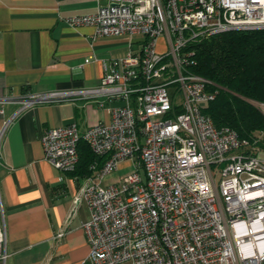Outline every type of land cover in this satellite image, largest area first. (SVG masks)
Returning <instances> with one entry per match:
<instances>
[{"label": "built area", "instance_id": "1", "mask_svg": "<svg viewBox=\"0 0 264 264\" xmlns=\"http://www.w3.org/2000/svg\"><path fill=\"white\" fill-rule=\"evenodd\" d=\"M98 1L94 14L69 24L92 26L97 37L138 38L141 51L104 64L96 87L17 99L16 114L41 103L107 100L99 106L108 124L81 132L71 123L41 137L46 161L61 172L77 169L81 141L104 161L91 165L80 189L90 212L82 264H264V160L235 130L204 114L217 92L191 72L188 51L222 33L264 30V0ZM161 38L166 53L157 51ZM255 106L264 115V104ZM127 161L132 172L103 182ZM8 257L0 223V262Z\"/></svg>", "mask_w": 264, "mask_h": 264}, {"label": "crops", "instance_id": "2", "mask_svg": "<svg viewBox=\"0 0 264 264\" xmlns=\"http://www.w3.org/2000/svg\"><path fill=\"white\" fill-rule=\"evenodd\" d=\"M98 5V0H0V99H13L0 102V223L9 254L4 264H82L89 256L83 225L90 212L80 197L87 176L50 165L41 137L71 123L81 132L108 124L110 115L99 106L107 100L41 103L16 114L23 96L96 87L104 64L141 51L134 47L138 38L97 37L92 26L69 24L71 17L94 14ZM258 156L264 160V150ZM61 231L64 236L57 238Z\"/></svg>", "mask_w": 264, "mask_h": 264}, {"label": "trees", "instance_id": "3", "mask_svg": "<svg viewBox=\"0 0 264 264\" xmlns=\"http://www.w3.org/2000/svg\"><path fill=\"white\" fill-rule=\"evenodd\" d=\"M191 72L210 82L216 91L214 101L203 107L218 128L229 127L241 139L264 150V115L252 103L264 104V30L231 31L193 43ZM79 164L76 174L88 176L97 158L81 141L78 147Z\"/></svg>", "mask_w": 264, "mask_h": 264}, {"label": "rangeland", "instance_id": "4", "mask_svg": "<svg viewBox=\"0 0 264 264\" xmlns=\"http://www.w3.org/2000/svg\"><path fill=\"white\" fill-rule=\"evenodd\" d=\"M134 47H135L136 51H139L142 49V45L140 43L134 45ZM157 51L159 53H166L168 51V45H167L165 38L159 39L158 44H157ZM167 89L169 91V94L172 97V95L175 93L176 87L170 86ZM252 103L255 105V102H252ZM133 170H134V167L130 161L124 162L119 166V173H113V174L108 175L103 182L105 184L109 183V182L113 181L114 179H118L124 175L129 174ZM142 174H143V172H142Z\"/></svg>", "mask_w": 264, "mask_h": 264}]
</instances>
